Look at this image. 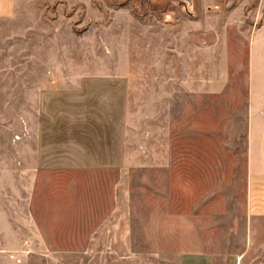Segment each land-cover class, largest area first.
<instances>
[{
    "label": "rangeland",
    "instance_id": "obj_1",
    "mask_svg": "<svg viewBox=\"0 0 264 264\" xmlns=\"http://www.w3.org/2000/svg\"><path fill=\"white\" fill-rule=\"evenodd\" d=\"M88 3L92 9L87 12L81 2L67 5L65 1L38 0L31 2L36 8L32 14H18L13 19V58L6 69L13 72V78L0 79V151L5 152L7 130L14 154V185L6 188L5 176H0V215L8 212L12 216L15 263L201 264V250L222 251L226 255L223 261L228 259L230 252L244 248L245 232L264 233V222L249 226L245 212L242 136L233 140L223 128L235 115L239 122L244 118L246 58L242 46L231 48L232 97H191L177 106L182 110L175 112L172 165L128 173V205L120 237H116L117 219L100 223L111 210L113 171L50 166L39 171L27 190L21 175L28 164L22 158L23 133L29 131L31 147L35 146L43 97L36 81L22 79V74L59 70L57 67L70 70V61L73 70H119V56L134 54L135 24L173 22L179 11L191 7L184 0ZM231 38H236L234 33ZM123 39L125 48L119 46ZM4 64L0 63L3 70ZM24 120L29 121V130ZM29 163L30 170H35V162ZM27 203L28 222L27 209H23ZM97 229L106 231L103 237L85 238ZM250 245L263 248L264 235L252 239ZM88 246L92 252H85ZM180 252L186 254L179 256ZM261 259L254 255L253 264Z\"/></svg>",
    "mask_w": 264,
    "mask_h": 264
},
{
    "label": "crops",
    "instance_id": "obj_2",
    "mask_svg": "<svg viewBox=\"0 0 264 264\" xmlns=\"http://www.w3.org/2000/svg\"><path fill=\"white\" fill-rule=\"evenodd\" d=\"M36 1L0 0V39L3 40L0 57L4 58L0 63L6 65L5 70L0 68V79L13 78V72L6 69L13 58L14 16L32 14L36 8L31 7V2ZM58 1L67 5L81 2L87 12L92 9L88 6L90 0ZM184 1L190 9L179 11L173 22L134 25V54L119 56V70H76V67L73 70L70 61V70L57 67L59 70L22 74V79L36 81L34 85L43 97L38 107L43 116L37 121L35 146L31 147L29 131L23 133L22 158L28 164L22 168L21 175L27 190L39 171L50 166L113 171L116 180L112 186L111 210L100 223L110 224L117 219L116 237H120L128 205L129 190L125 186L128 173L134 169L161 170L172 165L175 112L182 110L177 106L191 97L227 94L232 97L231 48L242 46L246 58L244 118L239 122L235 115L223 128L229 130L231 139L238 136L243 139L241 158L249 226L255 221L264 222V0ZM123 28L125 31L126 25ZM119 46L125 48L126 40H120ZM23 123L29 130V121ZM5 134V152L0 151V176H5L6 188H13L14 154L7 130ZM9 139L13 140L12 136ZM30 160L35 162L32 164L35 170H30ZM24 207L28 222L29 203ZM11 218L8 212L0 215V225H5L0 230V264H20L14 261L15 232ZM105 232L91 230L85 238L99 239ZM38 234L42 238L40 231ZM244 235L247 241L244 248L230 252L224 261L222 251L201 250V264H253L254 255L262 257L256 264H264V247L254 249L250 245L252 239L264 233L249 230ZM122 238L126 235L122 234ZM92 250L90 246L85 248V252Z\"/></svg>",
    "mask_w": 264,
    "mask_h": 264
}]
</instances>
